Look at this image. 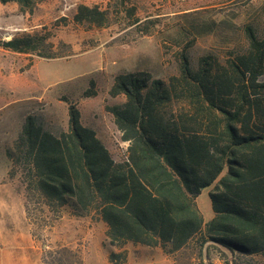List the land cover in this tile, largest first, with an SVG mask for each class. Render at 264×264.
Wrapping results in <instances>:
<instances>
[{
    "label": "trees",
    "instance_id": "16d2710c",
    "mask_svg": "<svg viewBox=\"0 0 264 264\" xmlns=\"http://www.w3.org/2000/svg\"><path fill=\"white\" fill-rule=\"evenodd\" d=\"M37 1L0 3L31 11ZM106 15L79 5L73 21L102 27ZM238 32L240 42L223 58L208 53L193 67L182 53L178 75L167 82L145 71L114 77L109 94L124 100L106 111L127 143L119 162L72 103L59 135L27 116L16 159L7 154L25 167L26 196L103 223L118 249L109 264L126 262L128 244L174 255L194 243L200 253L215 249L224 264L264 260V28L246 24ZM0 47L54 57L49 36L39 31L0 40ZM208 187L212 217L205 222L195 199ZM200 253L199 264H210Z\"/></svg>",
    "mask_w": 264,
    "mask_h": 264
},
{
    "label": "rangeland",
    "instance_id": "374dc122",
    "mask_svg": "<svg viewBox=\"0 0 264 264\" xmlns=\"http://www.w3.org/2000/svg\"><path fill=\"white\" fill-rule=\"evenodd\" d=\"M79 5L106 11L107 24H76ZM263 9L264 0H39L31 11L0 3V40L39 31L49 36L54 56L0 47V264H109L108 254L118 252L97 219L77 217L71 206L51 211L36 196H26L25 167L7 154L16 159L15 142L27 116L59 135L68 129L72 103L82 124L119 162L127 143L106 111L124 100L109 94L114 77L145 71L167 82L178 75L182 53L193 67L208 53L223 58L240 42L244 25L263 30ZM211 190L203 189L195 200L205 222L212 217ZM124 249V264L200 262L194 243L174 255L136 244ZM201 253L205 263L224 264L212 247ZM253 258L264 264L261 257Z\"/></svg>",
    "mask_w": 264,
    "mask_h": 264
},
{
    "label": "crops",
    "instance_id": "0c3cea01",
    "mask_svg": "<svg viewBox=\"0 0 264 264\" xmlns=\"http://www.w3.org/2000/svg\"><path fill=\"white\" fill-rule=\"evenodd\" d=\"M198 196H199V195H198ZM198 196H197V197H198ZM197 197H196V198H197ZM195 200H196V199H195Z\"/></svg>",
    "mask_w": 264,
    "mask_h": 264
}]
</instances>
